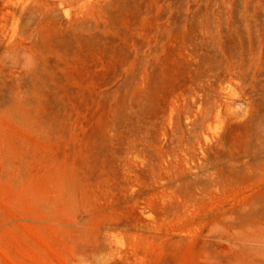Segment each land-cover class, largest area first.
<instances>
[{"label": "rangeland", "instance_id": "374dc122", "mask_svg": "<svg viewBox=\"0 0 264 264\" xmlns=\"http://www.w3.org/2000/svg\"><path fill=\"white\" fill-rule=\"evenodd\" d=\"M34 13L52 16L31 46ZM0 14V264H264V0H0ZM17 85L51 138L11 110ZM124 101L106 158L95 134ZM250 145L258 173L215 183ZM87 158L84 191L45 209Z\"/></svg>", "mask_w": 264, "mask_h": 264}, {"label": "bare ground", "instance_id": "6f19581e", "mask_svg": "<svg viewBox=\"0 0 264 264\" xmlns=\"http://www.w3.org/2000/svg\"><path fill=\"white\" fill-rule=\"evenodd\" d=\"M79 1V0H78ZM52 6H53V3H52ZM51 8V7H50ZM53 8V7H52ZM48 10V8H47ZM46 10V11H47ZM51 10V9H50ZM49 11V10H48ZM27 12V11H26ZM34 12V11H33ZM31 13V12H30ZM18 14V13H17ZM35 14V13H34ZM19 15V14H18ZM23 15V14H22ZM32 15V14H31ZM30 15V16H31ZM33 16V15H32ZM33 20L29 23L28 21V25H27V29L26 31L22 34V38L26 41H31L33 42L31 44V46L33 45H37L38 43L42 42V43H45V41L48 39L49 35L47 32V29H46V24L49 20V18L52 16V14H35L34 17H32ZM21 17V16H20ZM10 18V17H9ZM30 19V17L28 18ZM11 20V19H9ZM8 18H7V14H0V24H2L4 27L9 23L8 21ZM25 20V19H24ZM31 20V19H30ZM11 23V22H10ZM9 23V24H10ZM26 24V23H24ZM7 27H5L6 29ZM3 29V30H5ZM13 30V29H12ZM11 30V31H12ZM90 30L89 26L87 25V23H82L81 25L77 26L75 28V31L76 33L78 34V36L80 38H83L86 40V33ZM9 32V31H8ZM5 33V32H4ZM75 33V32H74ZM73 35H76L74 34ZM21 34V32H20ZM50 34V33H49ZM5 35V34H4ZM5 38V37H4ZM74 39V38H73ZM2 41V40H1ZM82 41V40H81ZM84 41V40H83ZM3 42V41H2ZM15 43V42H14ZM18 44H21L18 43ZM13 46V45H12ZM29 46V47H31ZM24 47V46H23ZM28 47V48H29ZM21 50V49H20ZM15 56V55H14ZM17 57H18V54H17ZM15 57V58H17ZM251 58V57H250ZM255 58V57H254ZM13 59V58H12ZM11 59V60H12ZM15 61V60H14ZM13 61V62H14ZM235 62V61H234ZM9 63V61H8ZM7 63V64H8ZM236 63V62H235ZM250 63V62H249ZM10 64V63H9ZM235 66V65H234ZM35 67V70L33 71V73L35 75H38V70L36 67H37V64L36 66L34 65L33 68ZM244 69V68H243ZM258 70V69H257ZM236 71V70H234ZM238 72V71H237ZM235 72V73H237ZM241 73V72H240ZM257 76V75H256ZM257 80V79H256ZM39 81L44 84L43 86L46 85V80L42 79V78H39ZM262 85V84H261ZM253 86V85H252ZM256 87V86H254ZM253 87V88H254ZM252 88V90H253ZM263 88V87H261ZM260 89V87H259ZM258 89V91H259ZM246 90V89H245ZM257 91V89H255ZM257 91V92H258ZM262 90H260L261 92ZM250 92V91H249ZM259 92V93H260ZM262 93V92H261ZM248 94H251V97L253 95V93H248ZM254 94H256V92H254ZM263 94V93H262ZM38 95V94H37ZM257 95V94H256ZM261 95V94H260ZM254 97V96H253ZM252 97V98H253ZM260 98V97H259ZM35 99H36V102H39V98L37 99L36 96H35ZM136 101L138 102V104L141 102L142 100V93L141 92H137V94H135V98ZM254 99V98H253ZM257 99V97H256ZM263 99V98H262ZM249 100V98L247 99ZM261 100V99H259ZM264 100V99H263ZM252 101V100H251ZM261 102V101H260ZM264 103V102H263ZM31 102L28 100L27 96L24 94V91L22 90L21 86L20 85H17L16 89L14 90V97H13V103H12V111L20 118V120L22 122L25 123V125H27V127H29L30 129L34 130L36 133H38L40 136L42 137H45V138H51L52 136V132L49 131V129H47L46 126H48V120L47 119H41V121L39 120L40 119V112L37 110V107L35 105V101L34 99H32V105H30ZM120 104V103H119ZM254 104V103H253ZM262 104V103H261ZM260 105V104H259ZM31 106V107H29ZM131 106V104H130ZM130 106L129 104L127 103V101H124L118 108L117 110V114L115 115V117L113 119L109 118L107 120H105L103 122V124L101 123L99 128H98V131L96 132L95 136H96V139L94 140V143L97 147V149L100 147V152L104 151L105 153V156L106 157V153L110 150L111 146H113L114 144V140L116 139V134L114 135L113 132L111 131H114L117 129V124H124L126 123L127 121H129V118H130ZM261 106V105H260ZM256 107V106H254ZM253 107V108H254ZM25 109H31V111H27V110H24ZM133 108V107H131ZM190 109V107L188 108ZM191 110V109H190ZM134 113L133 109L131 110ZM193 113V112H191ZM187 114H190L189 112H187ZM209 114V113H208ZM192 115V114H191ZM195 115V114H194ZM255 115V114H254ZM253 115V116H254ZM135 116V115H133ZM131 116V117H133ZM138 116V115H136ZM189 117V115H187ZM198 116V115H197ZM200 116V115H199ZM205 116V115H204ZM203 116V117H204ZM141 117V116H140ZM195 117V116H194ZM206 117V116H205ZM211 117V116H210ZM135 118V117H134ZM193 118V117H192ZM199 118V117H198ZM190 119V117H189ZM208 119V118H207ZM250 119V118H249ZM254 119V118H253ZM252 119V122L254 121ZM133 120V119H132ZM197 120V119H196ZM210 120V119H209ZM251 120V119H250ZM135 121V119L133 120ZM194 121V118L193 120ZM208 121V120H207ZM136 122V121H135ZM264 121H262L263 123ZM63 123V121H62ZM134 123V122H133ZM197 123V122H196ZM195 123V124H196ZM201 123V120L200 122ZM206 123V122H205ZM129 124V123H128ZM198 124V123H197ZM135 125V123H134ZM259 125V124H258ZM263 125V124H262ZM260 126L258 128H256V131L254 134H256V139H257V142H261V144L263 145L264 144V126ZM248 127V125H247ZM192 128V127H191ZM189 128V129H191ZM250 128V127H249ZM133 129V128H132ZM254 129V128H253ZM134 130V129H133ZM180 130H183V129H180ZM179 130L178 132V136L175 135L176 139L179 137V133L181 132ZM184 131V130H183ZM190 131V130H189ZM193 131V130H192ZM116 132V131H114ZM248 132V130H247ZM254 132V131H253ZM182 133V132H181ZM180 133V134H181ZM192 135V132H190ZM136 134V133H135ZM251 134V133H250ZM254 134H251V135H254ZM196 135V134H195ZM185 136V135H184ZM197 136V135H196ZM195 136V138H196ZM190 137V136H189ZM193 137H194V134H193ZM247 138H249V140L251 141L250 137L247 135L246 136ZM194 138V139H195ZM255 138V136L253 137ZM175 139V140H176ZM180 139V137H179ZM177 139V142L178 140ZM192 139V137H191ZM196 140V139H195ZM181 141V139L179 140ZM184 141V140H183ZM189 141V140H188ZM194 140L192 139V142ZM249 141V142H250ZM255 141V139H254ZM252 141V142H254ZM190 142V141H189ZM191 142V143H192ZM255 142V143H257ZM246 143H247V140H246ZM251 143V142H250ZM249 143V144H250ZM255 143H252V144H255ZM179 144V142L177 143V145ZM193 144V143H192ZM182 145V144H181ZM184 145V144H183ZM182 145V146H183ZM187 145V144H186ZM191 145V144H190ZM258 145V144H257ZM244 146V145H243ZM247 146V145H246ZM252 148H246V150H243V151H236L235 153L231 154L230 157H228V155H226L228 158L226 159L223 155L221 156V165H218L217 166V169L215 170L213 174V177L214 180L216 181L215 183H219V182H223L225 181L227 178H232L233 176H242L244 174H252V175H256L258 173V171L256 172L255 169L257 165H255L257 159L258 158V154H259V150H257V148L253 147L255 145H250ZM245 147V146H244ZM259 147V145H258ZM263 148V147H262ZM185 149V148H184ZM188 151L190 152V147L188 145ZM243 149V147H242ZM245 149V148H244ZM183 150V148L181 149ZM180 150V151H181ZM193 150V149H192ZM112 151V150H111ZM262 151V150H261ZM233 152V151H232ZM184 153V151H183ZM231 153V152H230ZM15 154V153H14ZM14 154L12 155H7L8 157V168L10 171H14V173H17L19 174L20 177H24L27 173L31 172H27V169H26V157L25 158H21V159H18V157H16ZM109 154V157H110V153L108 152ZM227 154V153H226ZM23 155V154H22ZM260 155V154H259ZM18 156V155H17ZM216 157V156H215ZM218 157V156H217ZM222 157H223V160H222ZM108 158V157H106ZM191 159V158H190ZM217 160V159H216ZM186 161V160H185ZM220 160L218 159L217 160V164H219ZM216 162V161H215ZM255 162V163H254ZM30 163V162H29ZM216 164V163H214ZM200 167V166H199ZM29 168V167H28ZM31 168V167H30ZM201 168V167H200ZM190 169V168H189ZM199 169V168H198ZM202 169V168H201ZM197 170V169H196ZM88 171L90 172H94V168H93V164H92V161L89 160L88 158L86 160H84L83 164H82V167L79 168V169H75L74 171H64L63 173H61L60 175H58L57 177V185H56V188H57V193H55L56 195L55 198H52V197H46V198H42L40 199V204L45 207V209H47L49 212H52L53 211V207L55 205V203L57 201H59V199H65L67 196L66 195H71L72 194H75L77 193L78 191H81L83 192L84 189H85V183H86V180L90 177V175L88 174ZM195 172V171H194ZM189 173V172H188ZM187 173V174H188ZM196 173V172H195ZM211 173V171H210ZM31 174V173H30ZM96 173L94 172V175ZM216 174H219L223 177H221V179L218 178V176ZM201 176V175H200ZM180 179V178H179ZM212 181V179H211ZM211 181H210V184H211ZM186 182V181H184ZM213 182V181H212ZM214 183V184H215ZM55 185V184H54ZM53 187V186H52ZM56 188H52V190H56ZM52 195V194H50ZM53 196V195H52ZM53 196V197H54ZM70 196V197H71ZM69 199H73L72 197L69 198ZM61 201V200H60ZM46 211V210H45ZM81 215V214H80ZM80 218V217H79ZM97 234V233H96ZM96 241V240H95Z\"/></svg>", "mask_w": 264, "mask_h": 264}]
</instances>
